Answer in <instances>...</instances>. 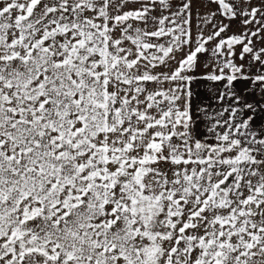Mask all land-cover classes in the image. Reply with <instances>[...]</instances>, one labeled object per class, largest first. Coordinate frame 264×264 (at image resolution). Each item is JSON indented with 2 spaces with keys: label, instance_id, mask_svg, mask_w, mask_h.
I'll return each instance as SVG.
<instances>
[{
  "label": "snow or ice",
  "instance_id": "1",
  "mask_svg": "<svg viewBox=\"0 0 264 264\" xmlns=\"http://www.w3.org/2000/svg\"><path fill=\"white\" fill-rule=\"evenodd\" d=\"M262 33L264 0H0V264H264V128L237 90L264 102Z\"/></svg>",
  "mask_w": 264,
  "mask_h": 264
},
{
  "label": "crops",
  "instance_id": "2",
  "mask_svg": "<svg viewBox=\"0 0 264 264\" xmlns=\"http://www.w3.org/2000/svg\"><path fill=\"white\" fill-rule=\"evenodd\" d=\"M259 0H254V3H258ZM129 7H135L130 5ZM203 12L204 9L199 8L198 5H194L193 9V35H196L198 29L196 28L197 19H196V12L197 11ZM238 22H233V26L230 29L228 35H231L233 33H238L240 29L237 27ZM201 27L204 28V34L208 35L212 25H203L201 24ZM223 35V34H222ZM264 35V33H262ZM258 46H264L261 45L259 42ZM215 41L212 42L209 47L214 46ZM213 57L211 55V52H206L199 54L198 56V68L197 71L194 73L195 76L198 78L195 79L192 82L191 88L193 92L192 96V111H193V119L196 122L195 124V131L197 137H203L204 139H208L210 137V133H208L207 129L211 123L210 120L206 118V113L204 111H199L198 109H206L207 115H212L220 110L221 105L217 101L216 97L219 94V91L221 89V84L223 82H213L201 79L199 77H202L205 72L210 71L211 67L205 68L204 65L208 64L211 65L213 61ZM248 58L246 57V60ZM248 88L247 83H238L237 90L240 91L242 94L248 97L249 102L256 103L260 111L256 115L255 119L253 120V125L256 127L257 131H260L261 128H264V102L261 101L260 92L257 90L256 92H249L246 91ZM250 113H245V117L249 115Z\"/></svg>",
  "mask_w": 264,
  "mask_h": 264
}]
</instances>
